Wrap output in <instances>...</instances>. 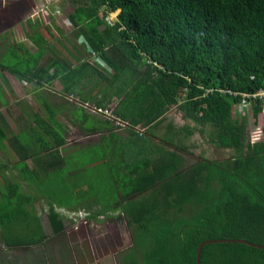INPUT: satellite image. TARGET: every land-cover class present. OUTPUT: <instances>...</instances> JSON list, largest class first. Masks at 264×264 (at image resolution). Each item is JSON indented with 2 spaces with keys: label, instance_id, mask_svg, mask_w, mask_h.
<instances>
[{
  "label": "trees",
  "instance_id": "trees-1",
  "mask_svg": "<svg viewBox=\"0 0 264 264\" xmlns=\"http://www.w3.org/2000/svg\"><path fill=\"white\" fill-rule=\"evenodd\" d=\"M65 2L71 6L66 20L75 29L74 38L80 36L84 40L75 41L80 50L72 47L76 52L67 51L78 66H72L57 51L56 60L48 67L37 63L32 68L22 59V71L4 68L43 92L33 93V98H37L35 106L48 112L44 116L48 124L43 126L49 143V162L45 163L48 177L43 182L56 189L69 183L75 174H66V159L53 155L64 139L57 136L52 124L58 122L55 113H67V121L72 123L71 111L76 109L80 111L77 127L83 133H89L93 126L100 133L99 138L106 133L117 143L106 142L108 149L102 162L111 155L124 160L119 165L121 172L115 167L108 170L114 174L110 176V188L103 193L112 194L110 204L94 200L93 196L100 198L102 193L97 186L79 196L101 206L102 210L96 212L113 209L115 204L120 207L137 232L136 241L150 243L142 253L141 264H195V247L205 239L243 238L264 245V142L257 141L253 130L245 141L246 124L231 113L241 96L225 91L251 93L264 88V0ZM116 10L108 19L107 15ZM43 29L48 31L46 26ZM56 30L62 33L61 29ZM33 31L30 39L36 54L31 59L38 61L47 50L53 58L52 38ZM81 50L86 55H80ZM43 73L50 75L42 79ZM83 77L85 82L78 86ZM53 79L59 80V91L46 87ZM65 95H71L80 106H71ZM52 99L57 111L51 109ZM86 101L102 108L115 101L112 120L103 115L95 119L84 113L82 104ZM176 103L183 117L200 125L208 123L218 144L236 150L229 166L218 167V163L203 159L192 165L187 175L188 168L178 169L180 159L174 152L167 151L166 156L155 154L157 146L146 145V139L153 137L148 131ZM244 106L249 108L251 117L264 118V102L247 100ZM115 121L119 127L127 128L128 135L120 141L112 131ZM254 129L264 135V123ZM1 171L10 172L6 165L0 170V177ZM18 171L27 174L26 167ZM7 177L10 176L5 173L9 194L0 191V237L8 245L40 242L44 236L39 233L34 216L27 213L23 223L14 225L7 218L14 205L24 202L26 207L33 199L20 192L18 196V181L10 183L8 180L13 178ZM27 178L19 177L24 183L37 186V175ZM76 179L86 182L80 176ZM211 181L216 188L208 187ZM47 193L44 190L40 195L47 200ZM185 203L200 207L188 217L170 220L169 208L179 210ZM47 207L52 234H58L62 227L58 213L52 204ZM25 210L18 209L21 213ZM24 223L31 231L23 230ZM130 252L124 264H140L133 250ZM199 264H264V250L235 242L209 243L200 248Z\"/></svg>",
  "mask_w": 264,
  "mask_h": 264
},
{
  "label": "rangeland",
  "instance_id": "rangeland-1",
  "mask_svg": "<svg viewBox=\"0 0 264 264\" xmlns=\"http://www.w3.org/2000/svg\"><path fill=\"white\" fill-rule=\"evenodd\" d=\"M37 3L36 8H39V13L42 11V8H46L53 15L50 16V19L53 20L52 22L51 20L48 22L49 18L47 19V17H44L43 23L49 31V33L48 31L44 32L45 38H52L50 44L54 47L53 51L55 54L53 55V58L49 57V50H47L42 56H40L38 61H35L34 58L31 59V57H34L36 52H31L32 54L29 55L28 52H30V50H17L15 47L18 48V46L21 45V43H18L11 49L3 51V54L1 53L0 78L2 76V70H5L4 68L22 71V59H26L27 61L25 62H29L32 68L36 67L37 63L48 67L47 65L52 64V60H56L57 51L60 55L65 56L67 60L71 62L72 66H78V63L74 62L75 59L73 58V60L72 57L67 54V51L76 52L73 48L79 49V47H81L75 42V29L66 20V14L71 10L70 4L66 3L65 0H40ZM54 5H56L54 8L57 9L52 12ZM116 12L117 10L109 13L110 16L108 14L107 18H112ZM39 17L43 18L41 14ZM56 28L61 29L62 33L59 34ZM79 54H85V51L81 50L79 51ZM47 75L50 74H41L42 79ZM14 76L18 77L17 75ZM84 78L85 77L82 79ZM84 82L85 79L83 81L81 80L80 84L82 85ZM54 84V81L53 83L49 82L46 87L50 90H56L58 87L56 88ZM22 90L25 91L27 89L23 88ZM12 96H14L12 90L0 85V130L3 131L1 135L2 137H0V153L4 156V159L0 158V168L3 170L5 165L11 168V175L10 172L1 171L0 191H5L9 194V191L7 190L8 182L4 179L5 173L13 178L10 180V177H7L10 183H13L12 181H18L17 195L19 196V192L23 195L29 194L33 199L26 207L24 206V202H20L21 204L18 205V207H16L17 205H14L9 211L7 218L12 220L11 225H14L16 223H23V220L28 218L27 213L31 217L34 216L38 222L39 233H42L44 237L40 242H35L32 245H29L28 243L8 245L1 236L0 264H124L126 256L128 257L132 250L134 256L137 257L141 264L142 253L148 249L150 243L147 241H140L138 243L136 241L135 234L137 232L134 230L131 223L128 222V219L125 218L120 207L113 204V209L96 212L102 210L101 206L96 204V202L104 205L105 203L110 204L113 200L112 194L105 196L103 193L106 189L110 188V176L114 174L108 170L111 167H115L121 172V170H119V165L121 166V161L124 162V160H119L120 158L118 159L112 155H108L109 157L107 156L109 159H107L105 163L102 162L103 156L108 149L106 142L113 140L114 137L109 136L106 133H101L102 136L99 138L98 142H93L91 139L96 135V132H93L94 135H91L89 139L87 138L82 142H85L84 144H77L76 142L78 141L71 138L69 139L72 135H76L72 128H76L80 121V116L78 115L80 111L76 109H72L71 111L72 123L67 121V113L66 115H62L59 123L56 121V124H52L49 120V123L52 124V129L57 130V136L64 137L65 131L67 132L66 135L69 141L67 143H70L67 145L64 143L62 146H58L57 150H54L55 153H53V155H57L61 159H66V166L64 168L66 174L75 173L76 175L74 174L69 183H64L63 187L60 186L56 189H53L50 184L42 182L41 188L48 190V193L45 195L47 196L46 200V198L40 195V192L30 189L28 184L19 179V177L24 179L27 178V176L33 177L37 174L38 172L29 169L32 167V164L34 165L35 163L31 162L30 167V164H28L27 161L17 160L13 157L18 158L23 154L40 152L35 154L34 157L41 159L43 164L48 163L49 157L47 146L49 143L47 133L45 128L42 127L43 124L35 125L34 122L31 124L27 119L18 121L19 130L17 134L10 135L6 132L5 122H7L8 115L10 117V114H7L4 108L13 109L16 97L13 98ZM48 97L51 98V95L49 94ZM38 99L40 100V97ZM25 100L30 103V106L33 103L35 105L37 102V98H26ZM66 100L65 102L67 103ZM65 102L63 103L67 106ZM114 102L115 101L107 103L106 106L103 107L110 110L111 117L108 118L110 120L113 118L112 108ZM68 103H71L70 105L73 107L80 106V103H77L74 98L69 97ZM86 103V105H90L89 101H86ZM177 104L178 103H176V105H170L162 115L160 121L148 131V134H152L153 137L146 139V145L150 146V148L157 146L156 148L154 147L155 154L166 156L168 154L167 151L174 152L180 159L178 169L188 168V171L186 172L187 175L190 174V167L197 161L203 159L214 161L216 164L218 163L216 165L218 167L229 166L233 157L237 155L236 150L218 144L212 133L211 126L208 123L200 125L183 117L181 115L182 111ZM37 105L40 104L38 103ZM57 107V104H55L52 99L51 109L57 111ZM84 109L91 114L92 118L97 119V117H102L100 114L91 113L86 108ZM231 113L232 116L243 119L244 124H246L245 141L249 140L250 132L252 130L254 131L255 136L260 134L258 129H254L256 126L263 125L264 123V118L260 115L259 117H251L249 108H246L244 105L242 107L233 105ZM47 114V111L43 113L44 116ZM59 115L61 114L55 113L54 117L56 118ZM90 123L92 124V122ZM90 123L88 124L90 125ZM113 124L115 127L112 131L117 134L118 140L125 138L128 135L127 128L125 129L122 126L119 127V124L116 121ZM40 132L44 133V135H40ZM80 133L82 134V131ZM86 141L91 142L88 144ZM257 141L264 142V135H259ZM33 142H35V144H33ZM114 142L116 143V141ZM5 143L9 144L12 148V154H10L11 148L7 150ZM74 143H76V145ZM84 148L85 151H83ZM30 160L32 161V159ZM25 167L27 174L24 176L23 172L18 170ZM75 176L76 178L78 176L82 177L86 182L83 183L80 179H76ZM47 177L48 175H45L44 179ZM94 186H97V189L99 188V191L102 192L100 198H97L96 195L93 196L96 202L92 201V199H85L86 197L82 198L79 196V194L84 191L88 194L89 190H92ZM198 186L201 187V184H198ZM208 187L212 189L217 186L214 181H211ZM49 194L50 198L48 197ZM131 197L137 198L138 196ZM49 204H52L53 210L58 213L62 225L61 230L56 232L58 234L54 235L52 234L46 216V213L48 212L47 205ZM198 207H200V205H198ZM19 208L27 210H25L26 212L23 211V213H21L18 211ZM197 208L191 205V203L183 204L179 210H177L176 207L171 206L168 210L169 219L174 220L177 216L188 217ZM18 214L21 216H18ZM97 215L98 218L95 217ZM23 230L28 232L31 231V228L28 229V225L25 224ZM40 238L41 237L38 239ZM44 241L45 243H43ZM41 251L48 252L43 255Z\"/></svg>",
  "mask_w": 264,
  "mask_h": 264
},
{
  "label": "crops",
  "instance_id": "crops-1",
  "mask_svg": "<svg viewBox=\"0 0 264 264\" xmlns=\"http://www.w3.org/2000/svg\"><path fill=\"white\" fill-rule=\"evenodd\" d=\"M39 1L40 0H0V55L3 51L11 49L12 47L16 46L18 43H21V45H19L18 48L15 47L17 50L18 49H23L27 51L30 50V52L28 53H31V52L34 53L35 46L33 45L30 39L31 34L34 33L33 30H36L35 33L41 32V34L45 37V34H44L45 31L43 29V26H45V24L43 23V19L44 17H47V19L49 18L48 22H50L51 20L50 16H53L51 12L46 8H42V11L39 13L40 11L39 8H36L38 4L37 2ZM45 9L47 10V12ZM40 14L43 16V18L39 17ZM52 21L53 20H51V22ZM81 80L79 81L78 86L80 85ZM53 81L55 82L54 84L55 87L56 88L58 87L56 90L59 91L61 87L59 80L53 79L50 83H53ZM0 85H3L4 87H7L10 90H12V92L14 93V96L12 97L13 98L16 97L15 104L13 105V109L4 108L7 114H10V117L8 115L7 122H5L6 132H8V134L13 135V134L18 133V130H19L18 121L19 120L21 121L22 119H27V121L31 124L32 122H34L35 125L43 124L44 126V124H48V121L46 120L47 118H45L43 115L44 113L43 109H41L38 106H35L36 104L34 105V103L30 106V103L25 100L26 98H33V93L41 92L39 91V89L36 91L33 84H31L26 79L15 77L14 74L6 71L5 69V70H2V76L0 78ZM23 88H26L27 90L23 91L22 90ZM41 93H42L41 95H43V92ZM69 96L71 98V95H65V98L68 99ZM84 113L91 116V114H89L86 110L84 111ZM38 117L40 118L39 121H38L39 119ZM61 117L62 115L58 116V122H60ZM72 129L76 133V135L74 136L72 135L71 137L69 136L68 137L69 139L71 138V139H74L75 141H78L76 142L77 144H84L85 142L84 143L82 142L87 138L89 139L91 135H94L93 132H96V135L93 136L91 140L93 142H98L99 140L100 133L97 132L96 128L93 126H91V131H89V133L87 134L83 132L82 134L80 133L82 131L81 127H76V128L73 127ZM2 133L3 131L0 130V137ZM66 133H65V136L63 137L65 145L70 144V143H67L69 141L67 139ZM40 135H44V133L40 132ZM259 135L260 134L256 135L257 139ZM35 142H33V144H35ZM86 142H88L89 144V142L91 141H86ZM76 143L74 144L76 145ZM114 143L115 142H113V144ZM5 147L7 150L11 148L9 144L7 143H5ZM38 153L40 152L27 154L26 155L27 157L23 158V156H21V158H23L24 161H27V163L30 164V167H31V162L35 163L34 165L32 164V167L29 169H33L34 171L38 172L37 174H35L38 176L37 186L34 184H31V185L28 184V186L30 189L36 190L41 193L44 191V189L41 188V185H42L44 176L47 175L46 168L48 167L41 162V159L34 157V155ZM10 154H12V148L10 149ZM0 158L4 159V156L1 153H0ZM13 158L19 160V157L18 158L13 157ZM30 159H32V161ZM9 170L11 173V168H9ZM95 217L98 218V215ZM43 243H45V241ZM48 251H41V252L43 255H45Z\"/></svg>",
  "mask_w": 264,
  "mask_h": 264
},
{
  "label": "built area",
  "instance_id": "built-area-1",
  "mask_svg": "<svg viewBox=\"0 0 264 264\" xmlns=\"http://www.w3.org/2000/svg\"><path fill=\"white\" fill-rule=\"evenodd\" d=\"M56 5L53 6L52 8V12L56 11L57 8H54ZM110 16V14H109ZM78 41H81V42H84V40L82 39V37H78ZM219 91H222L219 89ZM228 94H232V95H235V94H238L241 96V102L239 104H236L237 106H240L242 107L243 105H245V103L247 102V100H253V99H256V100H259V101H262L264 102V88H259L251 93H236V92H232L230 90H225ZM224 92V90H223ZM84 107H86L91 113H97V114H100V115H103L105 116L106 118H109L111 117L110 115V110L106 109V108H102V107H99V106H88L86 104H83ZM140 132V130H139Z\"/></svg>",
  "mask_w": 264,
  "mask_h": 264
},
{
  "label": "water",
  "instance_id": "water-1",
  "mask_svg": "<svg viewBox=\"0 0 264 264\" xmlns=\"http://www.w3.org/2000/svg\"><path fill=\"white\" fill-rule=\"evenodd\" d=\"M217 242H235V243H241V244H246L249 245L251 247H256V248H261L264 250V245L261 244H256L253 242H249L244 240L243 238H214V239H205L202 241H199L195 247L194 250V262L195 264H199V252H200V248L205 245V244H209V243H217Z\"/></svg>",
  "mask_w": 264,
  "mask_h": 264
},
{
  "label": "clouds",
  "instance_id": "clouds-1",
  "mask_svg": "<svg viewBox=\"0 0 264 264\" xmlns=\"http://www.w3.org/2000/svg\"><path fill=\"white\" fill-rule=\"evenodd\" d=\"M75 41H76L77 43H79V42L82 43L81 41H78V38L75 39ZM91 60L94 61V57H92ZM69 97H70V96H69ZM85 104H86V103H85ZM82 105H83V104H82ZM88 106H92V105H88ZM94 106H95V105H94ZM84 108H86V107H84ZM86 109H87V108H86ZM87 110H88V109H87ZM88 111H89V110H88ZM139 130H140V129H139ZM64 143H65V142H64Z\"/></svg>",
  "mask_w": 264,
  "mask_h": 264
},
{
  "label": "bare ground",
  "instance_id": "bare-ground-1",
  "mask_svg": "<svg viewBox=\"0 0 264 264\" xmlns=\"http://www.w3.org/2000/svg\"><path fill=\"white\" fill-rule=\"evenodd\" d=\"M75 215H77V214H75ZM82 216V215H81Z\"/></svg>",
  "mask_w": 264,
  "mask_h": 264
}]
</instances>
